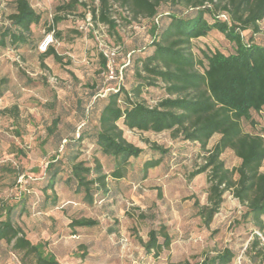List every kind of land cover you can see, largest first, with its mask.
<instances>
[{
  "label": "rangeland",
  "instance_id": "obj_1",
  "mask_svg": "<svg viewBox=\"0 0 264 264\" xmlns=\"http://www.w3.org/2000/svg\"><path fill=\"white\" fill-rule=\"evenodd\" d=\"M78 1L80 5L71 11L61 10L63 2L59 0H30L42 16L41 23L33 27L32 44L21 49L8 47L1 52L0 206L5 204L11 208L15 223L25 225L33 232L41 224L47 232L52 223L48 219L52 218L56 222L55 240L47 241L48 250L55 241L61 264H83L81 260L88 253L87 247L71 237L76 230L69 224L74 219L90 217L103 218L106 225H113L118 231L114 241H110L107 235L111 244L106 249V264H199L207 255H214L215 250L225 248L235 253L231 264H264L262 247L249 248L253 225L242 221V213H238L241 210L236 205L225 208L212 228L199 220V207L206 203L207 179L203 174L194 177L192 174L203 164L206 152L197 144H181L182 140L173 138L169 132L140 134L125 130L127 140L143 147L145 152L130 160L123 180L111 177L114 162L96 152L86 138L81 159L93 165V158L99 157L108 175L107 183L114 190L108 188V194L100 193L95 197L94 205L89 206L83 201V195L74 192V182L65 183L66 171L55 186L59 197L57 205L44 212L46 214L41 213L43 188L47 183L45 170L50 159L58 149L60 155L68 153L72 145L70 141L77 134L84 130L93 131L105 97L120 87L130 90L136 83L135 72L141 66L140 59L153 51L148 20L140 19L129 24L120 18L121 10L114 7L113 18L118 23L116 33L101 23L96 27L102 39L118 51L117 78L109 79L97 40L85 25L86 17L99 2ZM167 11L171 9L166 3L160 12ZM13 12L14 0H0V29L9 26ZM56 17L62 20L56 23ZM168 22V18H163L164 25ZM260 27L261 32L253 35V39L264 44V20ZM50 33L54 34L53 48L62 63H57L53 56L41 59L40 45ZM244 35L249 38L251 33L247 31ZM207 49L225 53L233 50L218 33L192 43V52L198 59ZM131 54V63L124 71ZM165 97L166 91L159 86L144 89L140 99L154 106ZM55 119L59 125L50 133ZM253 119L254 124L243 121L244 131L264 136L263 115L254 113ZM218 139L219 135H215L208 149H212ZM155 144L170 151L164 162L167 171L160 165L149 169L145 179L141 177V171L148 159L154 158L151 146ZM222 159L230 169L240 164V159L230 150ZM48 193L51 195L50 191ZM230 196L227 194L229 202L233 200ZM23 199L26 212L19 216ZM159 220L171 222L169 232L176 238L174 246L163 251L157 259L153 255L145 256L141 241H148L149 231L155 225L158 227L156 221ZM0 264H22L20 255L5 242L0 246Z\"/></svg>",
  "mask_w": 264,
  "mask_h": 264
},
{
  "label": "trees",
  "instance_id": "obj_2",
  "mask_svg": "<svg viewBox=\"0 0 264 264\" xmlns=\"http://www.w3.org/2000/svg\"><path fill=\"white\" fill-rule=\"evenodd\" d=\"M65 1H62L61 10L73 11L80 5L78 0ZM98 2L90 11L94 27L89 31L94 38L98 23L116 33L118 23L113 18L116 7L127 12L125 16L120 11L119 16L129 24L140 19L148 20L153 36V51L140 59L141 66L135 72L136 83L130 90L120 87L105 97L93 131L84 130L77 134L70 141L72 145L68 153L60 155L58 149L50 159L45 170L47 183L43 188L40 211L46 212L57 205L59 197L55 186L66 171L68 178L65 183L74 182V192L83 195V201L89 206L94 205L97 195L110 192L108 175L103 170L100 158L95 156L93 165L81 159L86 138L96 152L114 162L111 177L122 180L126 177L130 160L139 158L145 152L143 147L127 140L125 130L140 134L169 132L173 138L198 144L206 152L203 164L192 174L193 177L205 174L207 179L206 203L199 207L203 224L206 227L211 225L225 197L230 194L244 208L242 221L253 225L250 250L261 246L264 251L261 238L253 235L259 231L264 236V136L245 132L242 125L243 121L254 124V113L264 117V44L256 43L253 39V35L261 32L264 0ZM166 3L171 11L161 13L160 9ZM163 18L169 20L166 25L162 23ZM9 20V26L0 29V55L8 47L21 49L31 45L33 27L41 23L42 16L30 0H14V12ZM61 20L55 18L56 23ZM247 31L251 33L249 38L244 35ZM213 33L224 36L232 45V52L207 49L202 51V58H196L192 43ZM49 56L62 63L53 45L41 54V59ZM102 58L107 76L106 59L103 55ZM131 58L132 54L124 71L130 65ZM159 86L164 88L167 97L156 105L150 106L140 99L144 89ZM58 125L59 121L55 119L50 133ZM215 135H219V140L212 149H208ZM151 149L162 155L169 152L156 144ZM229 150L240 159L239 166L233 169L228 168L222 159ZM161 160L147 161L141 177H145L149 169L157 167ZM23 200L19 216L26 212ZM12 216L11 208L2 204L0 246L3 242L12 246L20 255L22 264H61L48 250L47 241L32 243L24 228L15 223ZM97 225L96 219L80 218L72 220L69 227L75 230ZM172 242L173 238L164 225L151 229L147 242L141 241L145 253L154 257L168 250ZM234 257V251L225 248L215 250L214 255H207L199 264H231Z\"/></svg>",
  "mask_w": 264,
  "mask_h": 264
},
{
  "label": "crops",
  "instance_id": "obj_3",
  "mask_svg": "<svg viewBox=\"0 0 264 264\" xmlns=\"http://www.w3.org/2000/svg\"><path fill=\"white\" fill-rule=\"evenodd\" d=\"M186 143H191V142L182 141L181 144H186ZM216 143H217V141L215 142V144ZM191 144H195V143H191ZM169 153H170V151H169ZM169 153H167L165 155H162L160 152L154 151V155H153L154 158L153 159H155V160L156 159H162L160 164L157 167H155V168H158L160 165H161V168L165 166L164 162H165V159L167 157L166 155H168ZM149 160H151V159H148V161ZM165 171H167L166 168H165ZM200 175H202V174H200ZM203 175L205 176V174H203ZM142 178L146 179L147 177H142ZM205 178H206V176H205ZM108 188H111V190L113 189V187H110L109 185H108ZM231 204L236 205L237 208H239V210H241V211H238V213H240V212L243 213L244 212L243 206L235 198H233V200L231 202H229L227 200V196H226L225 197V201H224L219 213L214 217L213 222L210 225V228H212L213 223L218 220V216L222 213V211H224L225 208H229L231 206ZM41 213H44V212L41 211ZM52 213H54V212H52ZM44 214H46V213H44ZM90 218L96 219L98 221V225L93 227V228H77V229H75L76 231H73V236H71V237H74L75 239L80 240L79 244H84V246L87 247V252L88 253L84 257H82V260H81V262L83 264H106V249H107L108 246H110L109 244H111L109 242V240L110 241H114L113 237L116 236V233L118 231H117L115 226L106 225L105 224V220L103 218H100V217H90ZM198 218L202 222V219H201L200 215L198 216ZM48 220L50 221V223L52 222L53 225L51 223V229L49 227H47V229H48L47 232L44 231V227H43L42 224L39 225V228H35L34 232L32 230L24 227L25 225L23 226V228H24V230H25V232L27 234V238L32 243L36 244V243H38L40 241H43V240L50 242L51 239H54L55 235L53 234V232L55 230L54 225H56V222H54V220L52 218H49ZM157 222L158 221H156V224H158V227H157V225H155V226L152 227V229H157L161 225H164V226L167 227L168 234L173 238V242H172V244L169 247V249H170L175 244V241H174V237L175 236L173 234H170V232H169V230L171 229V225H170L171 222L170 221H166V220L162 221V222L159 220V222L158 223ZM90 234H97L98 236H96L94 238L93 237L91 238L89 236ZM107 235L109 237L108 241H107ZM69 242L71 244L73 243L71 241H69ZM144 242H146V241H144ZM50 246L51 247H50L49 251H51L56 256L58 261L61 262V254H58L57 251H56L57 248H58V245H56V242L53 241L50 244ZM141 247L143 248V246H141ZM165 251H167V250H165ZM160 255H159V257H156V258L159 259ZM145 256L151 257L152 255L146 254Z\"/></svg>",
  "mask_w": 264,
  "mask_h": 264
},
{
  "label": "built area",
  "instance_id": "obj_4",
  "mask_svg": "<svg viewBox=\"0 0 264 264\" xmlns=\"http://www.w3.org/2000/svg\"><path fill=\"white\" fill-rule=\"evenodd\" d=\"M59 1H65V0H59ZM86 27L89 29H93V21L90 16V14L86 17L85 21ZM94 35L98 43L99 50L103 57L106 59V66H107V76L109 79L114 80L116 79V58H117V48L109 46L103 39L102 36L99 34L97 30H94ZM54 43V35L52 33L48 34L43 42L40 45L41 51H46L47 48L50 45H53ZM253 235H257L259 238H261L262 241H264L263 235L259 231H255Z\"/></svg>",
  "mask_w": 264,
  "mask_h": 264
}]
</instances>
